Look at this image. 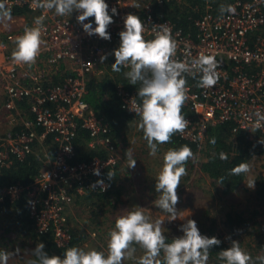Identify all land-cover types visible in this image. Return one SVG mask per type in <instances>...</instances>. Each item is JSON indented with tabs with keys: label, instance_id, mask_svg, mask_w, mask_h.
Returning a JSON list of instances; mask_svg holds the SVG:
<instances>
[{
	"label": "built area",
	"instance_id": "2783aa9c",
	"mask_svg": "<svg viewBox=\"0 0 264 264\" xmlns=\"http://www.w3.org/2000/svg\"><path fill=\"white\" fill-rule=\"evenodd\" d=\"M105 2L110 15L113 7L118 12L107 29L110 40L88 36L77 23L78 13L58 16L54 10L35 8L33 0H7L11 11L16 7L27 10L22 17L26 23L15 32H0V114L9 127L0 132V174L12 160L21 162L28 156H35L40 165L31 183L0 187V196L14 203L24 195L36 234L52 236L58 248L71 242L63 215L75 198L106 195L113 189L107 173L114 176L120 163L116 142L107 122L93 113L84 98L87 83L104 74L100 57L105 49L119 47L126 14L141 18L145 39L154 38L153 25L167 23L177 41L176 59L183 60L190 51L193 58L200 53L214 55L220 64V79L212 88L199 86V74L195 78L185 74L189 98L182 114L189 125L183 134L174 135L177 139L205 154L209 130L218 125L230 123L232 135L264 136V126L254 133L250 130L254 113L264 114V0H235V15L221 16L207 8L188 33L155 12L182 0H146L141 8H134L133 0ZM40 15L46 17L40 55L31 67L17 64L11 55L15 38ZM88 22L96 26L94 18ZM122 71L128 69L122 67ZM138 89L129 91L122 84L114 88L121 109L130 116H136L130 108L132 98L139 102ZM78 129L88 133V147L103 150L105 158L76 161L73 142ZM97 168L100 176L93 174ZM100 179L107 185L105 190L95 184Z\"/></svg>",
	"mask_w": 264,
	"mask_h": 264
},
{
	"label": "clouds",
	"instance_id": "9594fccd",
	"mask_svg": "<svg viewBox=\"0 0 264 264\" xmlns=\"http://www.w3.org/2000/svg\"><path fill=\"white\" fill-rule=\"evenodd\" d=\"M33 6L54 10L58 16L78 13L76 20L83 31L88 36L97 35L104 40L111 39L107 29L114 23L113 16L118 14L115 7L109 14V5L105 0H33ZM225 13L235 15L236 9L232 5H221V16ZM89 18H94L95 27L92 22L85 23ZM11 19L7 0H0V23ZM45 19L44 15L35 17L32 26L25 25L23 33L16 36V46L11 54L15 63L29 67L36 63L44 44ZM123 20L124 29L119 32L120 44L114 49L115 63L111 67L114 72L127 68L124 75L129 84H139L136 96L139 102L132 98L130 110L140 118L137 127L143 133L150 155L155 156L159 145L170 143L173 135L183 134L189 125L182 114L189 98L185 74L193 78L199 74V86L212 88L220 79V64L214 55L200 53L193 58L190 51L185 52L183 60L176 59L178 45L167 23L153 25L154 38L145 39V24L138 15L128 13ZM106 59L107 55H102L101 63ZM254 115L255 123L250 128L253 133L264 126V114L257 110ZM210 142L215 144V138ZM125 158L128 168L134 169L137 160L130 149L125 152ZM192 158L194 153L188 145L169 148L163 154L162 167L154 186L158 198L153 203L167 215L169 222L178 218L176 205L180 198L177 190L182 177L187 175L186 165ZM220 159L226 160L227 155L220 153ZM250 171V165L241 162L231 169L230 174L239 176ZM93 174L100 176L99 169H94ZM107 177L111 180L113 174L107 173ZM255 182L250 179L246 186L254 189ZM95 184L103 190L107 187L103 179ZM119 213L114 218V227L107 233L106 253L94 248L85 250L71 246L61 257L49 255L45 244L38 242L35 248L23 253L19 247L14 250L0 249V264H9L17 258L24 259V264H125V261L133 260L135 264H208L210 250L221 244L217 237L201 234L194 219H186L179 226L183 235L169 240L165 235V220L153 219L146 208L133 206ZM225 239L230 241V247L218 252V259L223 264H264V255L253 259L239 241L233 240L230 235ZM138 248L142 250L139 257L136 256Z\"/></svg>",
	"mask_w": 264,
	"mask_h": 264
},
{
	"label": "rangeland",
	"instance_id": "374dc122",
	"mask_svg": "<svg viewBox=\"0 0 264 264\" xmlns=\"http://www.w3.org/2000/svg\"><path fill=\"white\" fill-rule=\"evenodd\" d=\"M145 1L133 0L134 8H141ZM202 1L203 7L200 8V11L201 9L203 10L201 13L207 8L215 12L213 5H216L219 0H201L197 4H201ZM177 6H180V8L187 7V4L182 1ZM189 7L191 6L189 5ZM194 8L193 10L196 9ZM11 20L0 23L1 33L15 32L26 23V20L22 18V22L18 26V19H16V22H11ZM11 25L18 26V29H10ZM104 55H107V59L102 63L104 74L101 75V78L114 77L115 79L119 77L122 69L121 72H114L111 67L115 63L114 48H106ZM115 73L119 75L116 76ZM94 79L98 80L99 78ZM139 119L138 116H132V119L123 124L121 128L117 126L118 129L116 130H118L119 136L114 140L116 147L118 145L117 151L120 156V163L115 170L113 179L110 180L113 184V189L107 196V199L101 202L103 206L100 205L97 199L90 201L87 196L82 197L83 199L76 197L74 204L63 215L65 227L70 230L71 234L83 238L76 246L85 250L94 248L106 253L107 233L114 227L115 216L119 215V212L133 207V200H137L138 206L146 208V212L153 219L159 218L165 220L164 227L166 229L165 235L167 236L176 237L183 235L179 231V226L186 219H194L197 222L199 231L202 232L209 224L206 218V213H209L208 219L216 221L217 229L214 232L226 244L230 245V241L225 239V237L230 235L233 240L241 243V247L244 250L250 251L253 257L256 258L257 256L264 255V208L257 204L254 199L256 185L254 189H249L246 186L250 179L256 181L257 177H264V155H255L248 162L251 171L246 173L241 187L236 192L223 195L221 193V186L199 171L200 165L206 160L204 152L196 153L192 150L194 158L188 161L189 165L186 167L187 175L182 177L181 185L177 190L180 198L179 203L176 205L179 212L178 218L175 221L169 222L166 220L167 215L155 207L154 200L146 196V190L151 192L148 196L153 194L157 197L158 195L154 187L155 179L162 167L163 154L169 148L164 144L159 145L157 154L155 156L150 155V150L143 138V133L137 127ZM246 138L254 144L255 149L261 151L264 136L256 133L247 134ZM128 149L132 151L133 157L137 160L134 169L128 168V160L125 158V152ZM4 200L0 196V249L14 250L19 247L23 253L28 249L35 248L40 240L34 238L31 233L33 231L29 233L27 228L24 230L21 227L17 219L18 210L15 208L14 203L10 201L6 203ZM150 206L154 208L150 209ZM151 210H156L162 213L163 216L160 217L161 214L154 211L155 214H153ZM226 213L233 215L242 213V216L245 218H249L255 213L258 214L250 222L251 225L254 221L260 223L259 226L255 227L258 231L251 233L252 235L249 234L251 229L246 230V233L242 229L228 232L222 225ZM141 254L142 250L138 248L136 256L139 257ZM9 264H24V259L17 258L11 260ZM125 264H135V261H125Z\"/></svg>",
	"mask_w": 264,
	"mask_h": 264
},
{
	"label": "trees",
	"instance_id": "16d2710c",
	"mask_svg": "<svg viewBox=\"0 0 264 264\" xmlns=\"http://www.w3.org/2000/svg\"><path fill=\"white\" fill-rule=\"evenodd\" d=\"M182 1L187 4V7L180 8V6L177 5L167 4L160 10L155 9V12L158 18L169 20L175 25L176 28L181 29L183 32H192L193 21L199 17L201 11L203 10L201 9L200 11V8L203 7V1L201 4H197V2L201 0ZM234 1L235 0H219L216 5H213L215 8V13L220 14L221 5H232ZM189 5L191 7H189ZM193 8L195 10H193ZM11 14L12 17H25L27 15V10L24 7H16L11 11ZM167 14L169 15L167 16ZM124 73L125 72L122 71L120 76L115 79L114 77H105L104 79L100 80H90L87 83V94L84 98L85 102L88 104L93 113L97 117H103L104 120L109 124L113 139H116V137L119 136L118 130L116 129H118V127L121 128L123 124H126L130 119H132V116L128 115L121 109L119 98L116 96L114 90L115 85L122 84L129 91L139 87V84H129V80L125 77ZM115 75L118 76L119 74L115 73ZM231 129L232 125L230 123L210 128L206 144V160L200 165L199 169L201 173L205 174L208 178L214 180L221 186V193L223 195L236 192L241 187L246 177V174H241L239 176L231 175L230 173L233 167L240 164L241 162L248 163L255 155H264V140L260 151L255 149L254 144L248 138H246L245 134L238 133L232 135ZM213 138H215V144L210 142ZM88 142V133L83 129H78L76 138L73 142L76 161H89L96 157L105 158L106 154L103 150L98 148H89ZM164 145L168 148H178L181 145L187 144H185L184 141L177 139L173 135L171 142ZM222 152L227 155L226 160L220 159V153ZM188 165L189 163H187L186 167ZM39 169L40 165L35 156H28L21 162L12 160L9 165L1 171L0 187L2 188L14 185H20L22 187L27 186L38 175ZM221 178H224L222 183L220 182ZM255 185L256 189L254 192V199L257 204L264 208V177H257ZM108 195L109 194H92L88 195L87 198L90 201L97 199L101 205V202H104ZM4 202L7 203L8 200L5 199ZM14 206L18 210L17 219L21 227L24 230L27 228L29 233L33 231L31 232L32 235L35 239H39L40 242L45 244V251H47L49 255H59L63 257V252L67 247L76 246L79 244V241L83 239L78 235L75 236L72 234L69 245L63 248H58L55 245L52 236H39L34 232L33 223L29 218L28 210L26 208V198L24 195L14 202ZM208 215L209 213H206V218L209 221V224L202 232L200 231L201 234L207 235L208 237L215 236L221 240V244L219 246H213V248L210 250L208 264H223V262L218 259V252L223 249H227L230 247V245L226 244L222 238L214 232L217 229L216 221H210L207 217ZM257 215L258 214L255 213L253 216L245 218L242 216V213L234 215L231 213H226L224 215L222 225L228 232H234L242 229V231L246 233V230L251 229L249 234L252 235L251 233L258 231V229L255 227L260 225L259 222L255 221L252 222V225L250 224L253 218ZM256 237L258 236L256 235ZM167 238L171 240L173 236H167ZM248 253L251 255L250 251ZM251 256L253 257V255ZM253 259H255V257H253Z\"/></svg>",
	"mask_w": 264,
	"mask_h": 264
},
{
	"label": "crops",
	"instance_id": "0c3cea01",
	"mask_svg": "<svg viewBox=\"0 0 264 264\" xmlns=\"http://www.w3.org/2000/svg\"><path fill=\"white\" fill-rule=\"evenodd\" d=\"M12 19L13 20H11V22H16V19H18V26L22 22V17H12ZM18 26L11 25L10 29H12V30L18 29L17 28ZM0 101H1V98H0ZM8 128H9L8 125L6 124L4 118H2V116L0 114V132H6L8 130ZM117 147H118V145H117ZM117 153H118V151H117ZM118 156H119V153H118ZM119 158H120V156H119ZM150 193L151 192L149 190H146V196L149 197L150 199L155 200L156 198H158V197H155L153 194H151L150 196H148ZM132 204H133V206H138V201L137 200H133ZM153 208L154 207L150 206V209H153ZM147 211L149 212V210H147ZM153 211L156 212V213H158V214H161L160 217L163 216L162 213H160V212H158L156 210H151V213L155 214Z\"/></svg>",
	"mask_w": 264,
	"mask_h": 264
}]
</instances>
